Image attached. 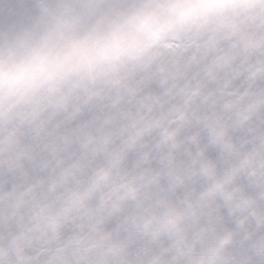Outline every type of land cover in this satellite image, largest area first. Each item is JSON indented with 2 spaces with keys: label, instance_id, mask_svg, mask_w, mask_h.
I'll list each match as a JSON object with an SVG mask.
<instances>
[{
  "label": "clouds",
  "instance_id": "obj_1",
  "mask_svg": "<svg viewBox=\"0 0 264 264\" xmlns=\"http://www.w3.org/2000/svg\"><path fill=\"white\" fill-rule=\"evenodd\" d=\"M0 264H264V0H0Z\"/></svg>",
  "mask_w": 264,
  "mask_h": 264
}]
</instances>
